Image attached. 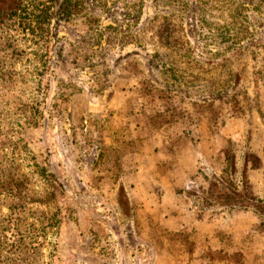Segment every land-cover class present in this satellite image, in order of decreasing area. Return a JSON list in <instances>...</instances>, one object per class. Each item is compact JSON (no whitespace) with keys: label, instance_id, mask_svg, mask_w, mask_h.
<instances>
[{"label":"rangeland","instance_id":"obj_1","mask_svg":"<svg viewBox=\"0 0 264 264\" xmlns=\"http://www.w3.org/2000/svg\"><path fill=\"white\" fill-rule=\"evenodd\" d=\"M72 1L0 0V264H264V0Z\"/></svg>","mask_w":264,"mask_h":264},{"label":"crops","instance_id":"obj_2","mask_svg":"<svg viewBox=\"0 0 264 264\" xmlns=\"http://www.w3.org/2000/svg\"><path fill=\"white\" fill-rule=\"evenodd\" d=\"M170 198L171 197H168L167 195L163 196V199H162L163 204L164 203H167V204L170 203L171 202V200H169ZM175 200L173 199L172 202H174ZM177 201H181V200H177ZM163 210H165V208ZM177 211H178V213H171V214H169V218L172 220V223L174 224L173 225L174 226V229H178V228L182 227L184 223H187L188 222V221L185 220V213H182V211L180 209H177ZM162 215L165 216V218H166L167 211H162ZM187 215L189 216L190 213L188 212ZM207 224H210L212 228L213 227L214 228H217V226L214 225L213 221L211 223H208V222L205 223L202 220L196 221L194 226H195V229L199 232ZM194 262H195V264H198V263H196V259H194Z\"/></svg>","mask_w":264,"mask_h":264},{"label":"trees","instance_id":"obj_3","mask_svg":"<svg viewBox=\"0 0 264 264\" xmlns=\"http://www.w3.org/2000/svg\"><path fill=\"white\" fill-rule=\"evenodd\" d=\"M72 2H73L72 0H66V7H65V8L67 9V12H69V13L71 12V8H70L68 5H69V4H72ZM66 9H65V10H66ZM44 16H47V17H48L49 14H48L47 12H44V14H43L40 18H44ZM47 17H46V18H47ZM18 241H19V240H18ZM21 241H22V240H21ZM21 241H20V242H21Z\"/></svg>","mask_w":264,"mask_h":264}]
</instances>
